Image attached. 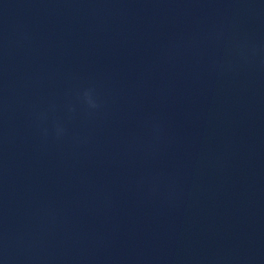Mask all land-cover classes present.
<instances>
[{"label":"clouds","instance_id":"clouds-1","mask_svg":"<svg viewBox=\"0 0 264 264\" xmlns=\"http://www.w3.org/2000/svg\"><path fill=\"white\" fill-rule=\"evenodd\" d=\"M85 97L87 98L90 107L95 108V107L98 106V105L96 104V102L92 99L91 91H86V92H85Z\"/></svg>","mask_w":264,"mask_h":264}]
</instances>
